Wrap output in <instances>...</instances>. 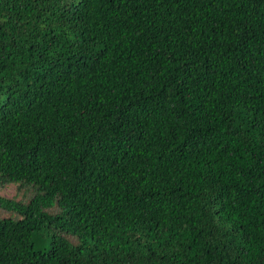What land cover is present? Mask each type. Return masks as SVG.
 I'll list each match as a JSON object with an SVG mask.
<instances>
[{"label": "trees", "instance_id": "trees-1", "mask_svg": "<svg viewBox=\"0 0 264 264\" xmlns=\"http://www.w3.org/2000/svg\"><path fill=\"white\" fill-rule=\"evenodd\" d=\"M10 184L0 264H264V0H0Z\"/></svg>", "mask_w": 264, "mask_h": 264}, {"label": "rangeland", "instance_id": "rangeland-1", "mask_svg": "<svg viewBox=\"0 0 264 264\" xmlns=\"http://www.w3.org/2000/svg\"><path fill=\"white\" fill-rule=\"evenodd\" d=\"M23 190L18 189L17 185L10 184L6 186H0V195L7 198H15L21 200L23 198ZM15 216L14 213L0 209V217ZM74 241V240H73Z\"/></svg>", "mask_w": 264, "mask_h": 264}]
</instances>
